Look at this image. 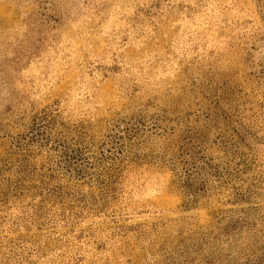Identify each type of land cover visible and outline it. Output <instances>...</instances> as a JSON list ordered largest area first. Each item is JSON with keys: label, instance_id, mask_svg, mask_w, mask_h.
I'll list each match as a JSON object with an SVG mask.
<instances>
[{"label": "rangeland", "instance_id": "obj_1", "mask_svg": "<svg viewBox=\"0 0 264 264\" xmlns=\"http://www.w3.org/2000/svg\"><path fill=\"white\" fill-rule=\"evenodd\" d=\"M0 264H264V0H0Z\"/></svg>", "mask_w": 264, "mask_h": 264}]
</instances>
